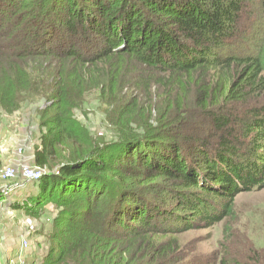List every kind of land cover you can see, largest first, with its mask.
Returning a JSON list of instances; mask_svg holds the SVG:
<instances>
[{
    "label": "trees",
    "instance_id": "obj_1",
    "mask_svg": "<svg viewBox=\"0 0 264 264\" xmlns=\"http://www.w3.org/2000/svg\"><path fill=\"white\" fill-rule=\"evenodd\" d=\"M254 2L0 0V109L45 100L32 149L41 176L0 189V204L51 211L40 264H181L177 234L232 216L238 193L264 185V3ZM126 85L147 104L131 98L116 136L97 139L74 111L89 90L113 105Z\"/></svg>",
    "mask_w": 264,
    "mask_h": 264
},
{
    "label": "rangeland",
    "instance_id": "obj_2",
    "mask_svg": "<svg viewBox=\"0 0 264 264\" xmlns=\"http://www.w3.org/2000/svg\"><path fill=\"white\" fill-rule=\"evenodd\" d=\"M254 1L255 7L264 3V0ZM253 7H247L241 19V30L246 35L251 31L252 20L256 18ZM246 43L250 45L248 40ZM135 97L140 103L145 101L142 107L147 104L148 97L129 85L119 90L117 100L112 101L113 105L105 104L98 90L91 89L84 95L74 115L97 139L110 140L116 136L114 122L117 110L128 105L130 99ZM187 100L190 102L187 109L193 111L191 117L199 125V130L207 121H202L203 118L199 115L195 91ZM44 105L45 100L42 98L26 97L12 112L0 109V141L4 149L0 152V189L5 186L9 189L16 182L22 181L24 168H35L32 163V149L40 131L37 126L38 111ZM237 106L244 109L239 103ZM151 107L153 110L156 109L154 103ZM146 117L150 121L154 119L153 115L150 117L146 114ZM133 118L137 122V125L133 126L140 127L143 123L140 115L136 114ZM8 166L14 169L15 176L5 180L2 173ZM234 205L232 216L211 226L197 223L191 230L176 235L186 257L181 264H199L202 259L209 262L222 256L243 263L264 264V185L249 192L238 193ZM48 212L51 213L45 209L40 217H31L22 210H14L4 203L0 204V262L18 264L14 258L22 237H27L29 243L28 256L24 264L42 262L47 253L46 249L51 244V215Z\"/></svg>",
    "mask_w": 264,
    "mask_h": 264
},
{
    "label": "built area",
    "instance_id": "obj_3",
    "mask_svg": "<svg viewBox=\"0 0 264 264\" xmlns=\"http://www.w3.org/2000/svg\"><path fill=\"white\" fill-rule=\"evenodd\" d=\"M3 144L0 141V152L3 151ZM23 177L25 180L27 181H36L38 180V178L41 176V170L38 167H35L34 169H29V168H24L23 169V173H22ZM15 173H14V169L10 166L5 167L4 171L2 173V177L6 180L9 179L11 177H14ZM17 184H13L9 189H6L7 186H5L4 188L1 189L2 193H4V195H6L9 190H11V188L13 189L14 187H16ZM21 248H25L27 246V240L23 239L21 244H20ZM0 264H3V262H0ZM20 264H24V262L21 260Z\"/></svg>",
    "mask_w": 264,
    "mask_h": 264
},
{
    "label": "crops",
    "instance_id": "obj_4",
    "mask_svg": "<svg viewBox=\"0 0 264 264\" xmlns=\"http://www.w3.org/2000/svg\"><path fill=\"white\" fill-rule=\"evenodd\" d=\"M3 257V256H2Z\"/></svg>",
    "mask_w": 264,
    "mask_h": 264
}]
</instances>
